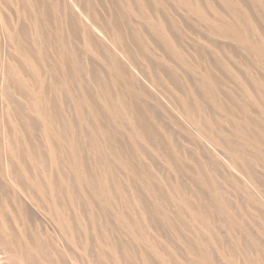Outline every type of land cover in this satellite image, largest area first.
I'll use <instances>...</instances> for the list:
<instances>
[{"label": "rangeland", "instance_id": "rangeland-1", "mask_svg": "<svg viewBox=\"0 0 264 264\" xmlns=\"http://www.w3.org/2000/svg\"><path fill=\"white\" fill-rule=\"evenodd\" d=\"M0 240L264 264V0H0Z\"/></svg>", "mask_w": 264, "mask_h": 264}, {"label": "bare ground", "instance_id": "bare-ground-1", "mask_svg": "<svg viewBox=\"0 0 264 264\" xmlns=\"http://www.w3.org/2000/svg\"><path fill=\"white\" fill-rule=\"evenodd\" d=\"M37 122H39V121H37ZM37 125V124H36ZM37 127V126H36ZM7 142V141H6ZM73 143V142H72ZM7 144V143H6ZM12 145V144H11ZM10 147L8 146V149H9ZM41 159V158H40ZM81 161V160H80ZM10 162V161H9ZM40 162V161H39ZM10 164V163H9ZM8 164V165H9ZM12 166V165H11ZM10 168V167H9ZM18 168V167H17ZM19 169V168H18ZM10 170V169H9ZM14 170V169H13ZM16 170V169H15ZM16 172V171H15ZM19 172V170H17V173ZM9 173V172H8ZM12 173V172H11ZM16 174V173H15ZM19 174V173H18ZM23 175H25V174H23ZM18 176V175H17ZM19 177H21V176H19ZM18 177V178H19ZM22 178V177H21ZM23 178H24V176H23ZM22 178V179H23ZM20 179V178H19ZM70 179V178H69ZM77 182H78V180H77ZM70 184V183H69ZM33 186V185H32ZM78 186V185H77ZM25 188H27V187H25ZM71 188H73V187H71ZM12 189V188H11ZM31 189V188H30ZM75 189V188H74ZM27 192V191H26ZM41 197V196H40ZM42 198V197H41ZM23 205V204H22ZM23 207H24V205H23ZM24 209V208H23ZM6 233H7V231H6ZM10 234V233H9ZM7 237V236H6ZM2 239H4V238H2ZM5 240V239H4ZM1 241V240H0ZM3 241V240H2ZM17 240H15V242H16ZM4 243V242H3ZM18 243V242H17ZM2 244V243H1ZM7 244V243H6ZM6 246V245H5ZM11 247V246H10ZM12 248H13V246H12ZM11 251V250H10ZM11 256H13V255H11ZM12 258V257H11ZM14 259V258H13ZM20 260V259H19Z\"/></svg>", "mask_w": 264, "mask_h": 264}]
</instances>
